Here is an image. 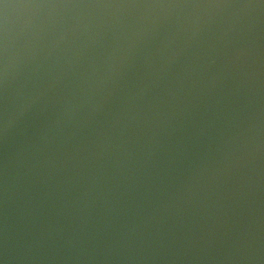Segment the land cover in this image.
Returning a JSON list of instances; mask_svg holds the SVG:
<instances>
[{
    "label": "water",
    "instance_id": "obj_1",
    "mask_svg": "<svg viewBox=\"0 0 264 264\" xmlns=\"http://www.w3.org/2000/svg\"><path fill=\"white\" fill-rule=\"evenodd\" d=\"M0 264H264V0H0Z\"/></svg>",
    "mask_w": 264,
    "mask_h": 264
}]
</instances>
